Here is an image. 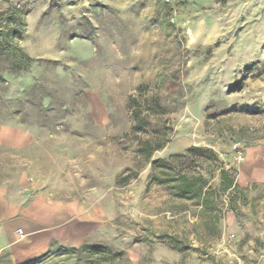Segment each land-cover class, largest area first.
<instances>
[{
  "label": "rangeland",
  "instance_id": "obj_1",
  "mask_svg": "<svg viewBox=\"0 0 264 264\" xmlns=\"http://www.w3.org/2000/svg\"><path fill=\"white\" fill-rule=\"evenodd\" d=\"M10 7L26 12L34 63L0 81V128L33 142L0 146V184L79 205L64 244L31 261L264 264V0H0ZM147 142L166 145L149 160ZM173 155L204 177L209 205L150 182L151 162Z\"/></svg>",
  "mask_w": 264,
  "mask_h": 264
},
{
  "label": "crops",
  "instance_id": "obj_2",
  "mask_svg": "<svg viewBox=\"0 0 264 264\" xmlns=\"http://www.w3.org/2000/svg\"><path fill=\"white\" fill-rule=\"evenodd\" d=\"M32 142L33 135L28 131L0 128V146L18 149ZM78 211L77 203L32 199L26 189L12 193L0 184V259L22 264L48 254L53 244L63 245V233ZM19 230H23V236Z\"/></svg>",
  "mask_w": 264,
  "mask_h": 264
},
{
  "label": "trees",
  "instance_id": "obj_3",
  "mask_svg": "<svg viewBox=\"0 0 264 264\" xmlns=\"http://www.w3.org/2000/svg\"><path fill=\"white\" fill-rule=\"evenodd\" d=\"M26 12L17 7H10L5 12H0V81L4 80L5 74L22 75L29 73L32 69L34 60L25 53L22 42L25 39L26 31ZM136 102V100H135ZM153 109L157 113H162L165 109L159 101L154 100ZM136 120H139L138 112H134ZM142 125V121L139 120ZM166 142L152 144L147 142L145 153L150 160L154 152L161 150ZM204 150L200 148H191L189 153H200ZM181 155H173L169 160L157 159L151 162L155 173L152 175L150 182L157 185H163L168 188L170 193L181 199H200L203 205L211 203L212 191L206 190L207 183L200 174L189 175L184 172L175 170L174 162L180 159ZM223 190L237 191L238 184L230 180L227 172H222ZM173 248L179 251L186 249L181 241L172 239ZM87 249L96 251V246H88ZM36 261H29L22 264H34Z\"/></svg>",
  "mask_w": 264,
  "mask_h": 264
},
{
  "label": "built area",
  "instance_id": "obj_4",
  "mask_svg": "<svg viewBox=\"0 0 264 264\" xmlns=\"http://www.w3.org/2000/svg\"><path fill=\"white\" fill-rule=\"evenodd\" d=\"M172 0H167V2H171ZM21 236H23V230H19Z\"/></svg>",
  "mask_w": 264,
  "mask_h": 264
}]
</instances>
